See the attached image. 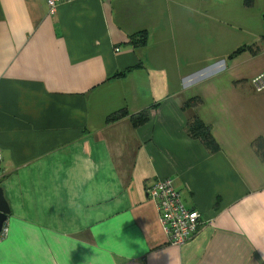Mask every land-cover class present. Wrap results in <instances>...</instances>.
<instances>
[{
  "label": "crops",
  "instance_id": "1",
  "mask_svg": "<svg viewBox=\"0 0 264 264\" xmlns=\"http://www.w3.org/2000/svg\"><path fill=\"white\" fill-rule=\"evenodd\" d=\"M58 6L0 0V264H264V0ZM166 178L201 214L183 245Z\"/></svg>",
  "mask_w": 264,
  "mask_h": 264
},
{
  "label": "built area",
  "instance_id": "2",
  "mask_svg": "<svg viewBox=\"0 0 264 264\" xmlns=\"http://www.w3.org/2000/svg\"><path fill=\"white\" fill-rule=\"evenodd\" d=\"M66 1L69 0H47L49 12L55 14L58 5ZM118 50L119 48H117ZM252 83L257 91H264V72L255 76ZM172 183V178L158 180L149 188V193L150 197L154 198L158 204L160 221L169 235L171 244L183 245L196 233L201 222V214L198 210L185 207L180 192L175 189ZM6 232L7 228L4 227L1 233L5 234Z\"/></svg>",
  "mask_w": 264,
  "mask_h": 264
},
{
  "label": "trees",
  "instance_id": "3",
  "mask_svg": "<svg viewBox=\"0 0 264 264\" xmlns=\"http://www.w3.org/2000/svg\"><path fill=\"white\" fill-rule=\"evenodd\" d=\"M256 0H244V5H246L247 7H251L254 5ZM263 19H264V12H263ZM264 22V21H263ZM143 41V40H142ZM252 48V47H250ZM246 49L245 46H240L238 49L235 50L234 53H238L241 51H244ZM196 100V98H194ZM193 101V99L189 100L188 102ZM124 113H115V114H111L108 118V120H116L119 117H122ZM147 119V116L143 117V116H137L134 117V125H140L141 123H144V121ZM196 121H193V124H191L190 127V131L192 132V134L196 135V136H202L203 140L206 143V146L209 148V150H211V152H216L220 149V146L218 145V142L216 141V139L213 137V135L211 134V129L209 126H207L206 124H204L203 122H200V120L198 118H195ZM262 143V139H257L254 141V146L256 148H260Z\"/></svg>",
  "mask_w": 264,
  "mask_h": 264
},
{
  "label": "water",
  "instance_id": "4",
  "mask_svg": "<svg viewBox=\"0 0 264 264\" xmlns=\"http://www.w3.org/2000/svg\"><path fill=\"white\" fill-rule=\"evenodd\" d=\"M2 190H3L2 187H0V233L2 232L4 228L3 226L7 222V218H8L7 214H9L10 212L9 206L6 203L7 201L4 197Z\"/></svg>",
  "mask_w": 264,
  "mask_h": 264
}]
</instances>
